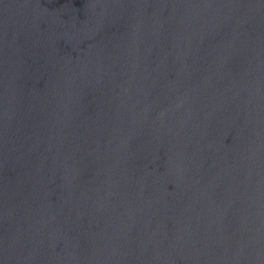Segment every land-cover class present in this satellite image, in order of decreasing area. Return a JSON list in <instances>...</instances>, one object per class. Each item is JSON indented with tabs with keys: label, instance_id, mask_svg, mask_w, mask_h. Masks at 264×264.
I'll return each instance as SVG.
<instances>
[{
	"label": "water",
	"instance_id": "1",
	"mask_svg": "<svg viewBox=\"0 0 264 264\" xmlns=\"http://www.w3.org/2000/svg\"><path fill=\"white\" fill-rule=\"evenodd\" d=\"M0 264H264V0H0Z\"/></svg>",
	"mask_w": 264,
	"mask_h": 264
}]
</instances>
